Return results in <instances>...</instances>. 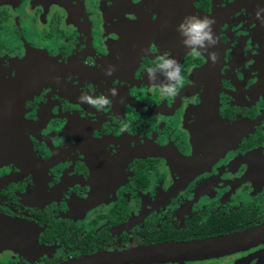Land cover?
I'll return each instance as SVG.
<instances>
[{
	"label": "flooded vegetation",
	"instance_id": "1",
	"mask_svg": "<svg viewBox=\"0 0 264 264\" xmlns=\"http://www.w3.org/2000/svg\"><path fill=\"white\" fill-rule=\"evenodd\" d=\"M261 9L264 0H0V264H78L264 227ZM190 15L216 21L219 43L200 57L177 32ZM166 52L183 66L175 97L148 84ZM83 93L112 104L98 110ZM222 247L121 264H264V234Z\"/></svg>",
	"mask_w": 264,
	"mask_h": 264
},
{
	"label": "clouds",
	"instance_id": "2",
	"mask_svg": "<svg viewBox=\"0 0 264 264\" xmlns=\"http://www.w3.org/2000/svg\"><path fill=\"white\" fill-rule=\"evenodd\" d=\"M261 11L258 10L256 13L257 19L261 18ZM264 22V20H262ZM216 21L207 16L201 18L195 15L186 16L183 21L177 26V32L183 37V45L190 49L189 55L192 57H200L203 55L201 50L207 52L210 47H215L219 40L213 31V25ZM152 49H146L144 51H151ZM210 60L213 63L218 61V54L216 52L208 53ZM154 67L147 68V78L149 86L158 91L161 96L164 97H175L179 94L180 89L184 87L185 77L183 73V66L179 60L171 56L169 53H163L156 57ZM115 73V66H110L105 71L106 76H112ZM157 74H162L164 77L163 81L158 79ZM111 97L119 95L117 89L113 88L108 93ZM80 103H87L90 106L97 108L98 110L103 109L105 106H110L112 101L104 95L93 97L87 93H83L78 97ZM121 131H128L127 125L121 128Z\"/></svg>",
	"mask_w": 264,
	"mask_h": 264
},
{
	"label": "water",
	"instance_id": "3",
	"mask_svg": "<svg viewBox=\"0 0 264 264\" xmlns=\"http://www.w3.org/2000/svg\"><path fill=\"white\" fill-rule=\"evenodd\" d=\"M264 234V227L249 231L242 235L227 237L221 240H209L207 242H193L188 244L161 245L147 248L142 252L127 253L124 255L112 257H93L84 259L78 264H121L131 262L137 257H151L155 261L169 262L181 259L206 258L213 257L217 254L229 252L230 248H223L222 245L234 243H255L259 242ZM220 248V249H219ZM217 250V251H215ZM219 252V253H218Z\"/></svg>",
	"mask_w": 264,
	"mask_h": 264
}]
</instances>
